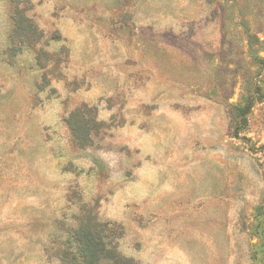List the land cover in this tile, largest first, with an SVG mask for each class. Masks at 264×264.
I'll return each instance as SVG.
<instances>
[{"label":"rangeland","instance_id":"obj_1","mask_svg":"<svg viewBox=\"0 0 264 264\" xmlns=\"http://www.w3.org/2000/svg\"><path fill=\"white\" fill-rule=\"evenodd\" d=\"M3 9L0 264H65L88 221L134 264H264V0Z\"/></svg>","mask_w":264,"mask_h":264},{"label":"trees","instance_id":"obj_2","mask_svg":"<svg viewBox=\"0 0 264 264\" xmlns=\"http://www.w3.org/2000/svg\"><path fill=\"white\" fill-rule=\"evenodd\" d=\"M109 225H98L88 221L79 227L67 245L65 264H98L100 260L108 264H134L132 260L123 258L111 245V237L100 240L95 228ZM112 232V230H110ZM107 241H106V240Z\"/></svg>","mask_w":264,"mask_h":264},{"label":"clouds","instance_id":"obj_3","mask_svg":"<svg viewBox=\"0 0 264 264\" xmlns=\"http://www.w3.org/2000/svg\"><path fill=\"white\" fill-rule=\"evenodd\" d=\"M3 0H0V13L3 12ZM61 112V108L58 106L56 101H53V104L51 107H49L47 104L45 105V109L42 112L38 113L39 116V122H42L44 124H51L56 122L59 119V114ZM90 151V150H89ZM104 158L109 160V167L115 169L117 166V161L115 158H111L113 156L112 153H106L103 154ZM83 167H88L87 164H83ZM123 169H121L119 172H116L115 174L111 175L109 178V183H116L123 180ZM51 179L56 180L59 179V177L53 175ZM151 182V178L145 176L144 174H139V179L137 182L132 185L131 187L135 189L134 193L132 194L131 198L136 200H143L146 197L149 196V189H148V183ZM91 186V182H86ZM31 203L35 204L36 201L33 199ZM24 245L23 244H17L13 246V254L17 255L24 251ZM32 264H37V261L35 258L32 260ZM42 264V262H41Z\"/></svg>","mask_w":264,"mask_h":264}]
</instances>
